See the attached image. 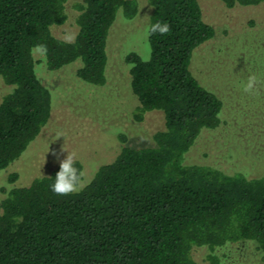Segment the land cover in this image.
<instances>
[{
  "label": "trees",
  "instance_id": "1",
  "mask_svg": "<svg viewBox=\"0 0 264 264\" xmlns=\"http://www.w3.org/2000/svg\"><path fill=\"white\" fill-rule=\"evenodd\" d=\"M223 1L233 7L264 0ZM67 2L0 0V78L10 86L0 101V171L51 118L54 96L41 66L76 65L79 79L105 85L112 27L118 16L131 20L139 13L138 0H81L77 33L64 39L54 28L68 21ZM149 3L150 56L130 49L125 59L139 101L136 118L161 110L165 128L151 145L124 143L115 160L67 196L51 190L59 165L29 185H18L13 172V185L0 197V264H197L196 246L209 247L211 263L221 264L217 250L227 256L231 244L246 241L264 264V175L185 162L201 132L222 122L223 99L191 68L195 50L216 28L200 0ZM157 22L170 31L150 33ZM77 167L84 172L82 160Z\"/></svg>",
  "mask_w": 264,
  "mask_h": 264
},
{
  "label": "rangeland",
  "instance_id": "2",
  "mask_svg": "<svg viewBox=\"0 0 264 264\" xmlns=\"http://www.w3.org/2000/svg\"><path fill=\"white\" fill-rule=\"evenodd\" d=\"M79 1L68 0L69 19L54 28L57 36L73 39L76 35L75 4ZM138 1V15L130 20L119 14L112 27L105 85L79 79L76 65L58 71L41 66L40 73L53 91V112L22 156L0 171V197L13 185V172L19 173L18 185H29L35 177L55 169L68 152L83 161L86 184L101 165L116 159L124 143L133 147L151 145L155 133L165 128L161 110L147 112L142 120L135 116L139 101L130 86L125 57L130 49H136L149 58L146 30L153 10L149 0ZM200 2L216 34L195 50L191 68L223 99L224 107L221 124L201 132L185 162L209 164L250 177L264 175V1L233 7L223 0ZM250 75H255L258 83L253 93H246L243 87ZM9 89L0 78V101ZM226 250L227 256L224 248L216 252L223 256L221 264H263L261 251L252 242L231 244ZM211 252L207 246H196L193 254L197 264H212L208 258Z\"/></svg>",
  "mask_w": 264,
  "mask_h": 264
},
{
  "label": "clouds",
  "instance_id": "3",
  "mask_svg": "<svg viewBox=\"0 0 264 264\" xmlns=\"http://www.w3.org/2000/svg\"><path fill=\"white\" fill-rule=\"evenodd\" d=\"M150 33L159 32L165 35L170 31V26L167 23L157 22L149 29ZM258 83L255 75H250L243 91L246 93H253ZM77 156L75 153L68 152L67 156L60 161L59 171L55 175V181L51 185V190L60 196H67L78 192L85 187L84 172L77 167Z\"/></svg>",
  "mask_w": 264,
  "mask_h": 264
}]
</instances>
